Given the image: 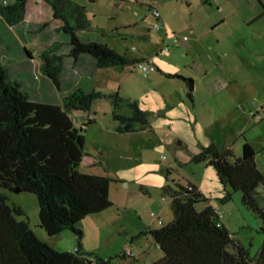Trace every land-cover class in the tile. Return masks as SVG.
<instances>
[{"label": "rangeland", "instance_id": "374dc122", "mask_svg": "<svg viewBox=\"0 0 264 264\" xmlns=\"http://www.w3.org/2000/svg\"><path fill=\"white\" fill-rule=\"evenodd\" d=\"M84 1L91 7L87 13L93 27L87 34L94 41L105 43L120 53L126 52L131 58L150 62L154 70L149 75L138 69L139 64L98 70L94 74L95 70L86 65L80 68L74 63L69 57L67 35L55 26H44L39 14H32L15 26L0 15V63L5 66L9 80L21 83L32 100L60 104L63 95L83 84L90 86L94 77L92 90L136 101L148 113L149 127L133 133L117 131L111 100L105 97L90 111L96 114L95 122L87 123L89 113L73 115L77 126L84 128L85 137V156L79 171L102 173L114 180L110 191L114 207L80 223L84 249L100 258L111 259L110 264H149L162 251L149 234L141 233L148 227L157 229L173 221L171 194L166 192L169 186L192 183L203 190L213 206L222 209V222L235 241L256 260L264 241L260 219L242 204L240 192L224 203L215 172L205 163H194L193 158L201 147L212 144L231 149L239 157L243 143L248 141L257 153V165L264 174V38L261 41L259 37L264 21L250 26L243 24V18L262 11L264 0H229L227 3L223 14L239 11L230 23L238 29L231 38L232 49H236L238 55L230 48L220 54L222 60L216 54H212V61L206 60L209 78L221 75L227 82L216 91L204 83L194 64L206 40H192V49L170 41L169 51H165L164 35L153 29L151 5L167 3L171 8V24L178 26L190 20L193 12L195 16L200 13L199 0H194L192 8L186 0H102L99 4ZM215 5H207L210 10H205L217 12ZM99 27L108 35L101 38ZM149 32L151 40L140 39V35ZM111 33L115 35L110 37ZM237 40L241 44L251 41L260 54L243 52ZM50 48H53L51 56L56 59L55 65L57 58L62 61L61 91L43 75L37 59ZM26 49L35 58L29 57ZM185 79L195 82L193 102L187 96ZM122 112L130 114L126 108ZM92 159L97 162L95 166H91ZM3 192L10 205L24 209L30 227L39 235L37 197L27 192ZM261 192L264 206V190ZM152 213L159 216L164 225L159 224ZM42 234L60 252H71L78 246V238L71 231L55 237H48L44 230ZM127 250L134 251L139 261L124 257Z\"/></svg>", "mask_w": 264, "mask_h": 264}, {"label": "trees", "instance_id": "16d2710c", "mask_svg": "<svg viewBox=\"0 0 264 264\" xmlns=\"http://www.w3.org/2000/svg\"><path fill=\"white\" fill-rule=\"evenodd\" d=\"M32 14H39L44 26L54 25L69 39V57L78 61L92 57L99 69L136 65L131 58L107 44L87 40L81 34L93 30L86 8L74 0H0V15L11 25H19ZM102 37L108 35L99 27ZM111 33L109 36H114ZM140 37V36H139ZM146 36L140 39L147 40ZM53 48L38 55L40 70L61 91L62 61L52 58ZM29 57H34L26 49ZM35 58V57H34ZM167 77H171L169 74ZM187 96L193 102L192 92ZM111 100L112 116L119 133H133L149 127L148 113L130 99L100 91L77 88L63 96L60 104L34 101L18 81H11L0 63V264H110L84 249L80 223L87 217L114 207L110 198L112 178L81 173L85 151L84 128L76 125V112L90 113L102 99ZM126 108L130 114H124ZM95 122L89 118L88 124ZM257 153L245 141L242 154L215 144L201 147L194 156L196 164L205 163L219 181L224 203L241 193L242 204L261 221L264 235V174L256 161ZM3 190L34 194L38 201L39 227L49 237L71 231L78 246L60 252L42 239L31 227L20 206L10 205ZM173 221L158 229H147L163 252L152 264H264V241L257 259L236 242L222 222L218 210L197 186H169ZM201 205H203L201 207ZM24 217V219H19ZM91 261V263H90Z\"/></svg>", "mask_w": 264, "mask_h": 264}, {"label": "crops", "instance_id": "0c3cea01", "mask_svg": "<svg viewBox=\"0 0 264 264\" xmlns=\"http://www.w3.org/2000/svg\"><path fill=\"white\" fill-rule=\"evenodd\" d=\"M77 3H79L80 5L84 6L86 8V11L88 12V9L91 8L89 7V5H87V1L84 0H74ZM90 1V3H96L99 4L102 0H88V2ZM155 1V0H154ZM189 4V7L192 8L193 4H195L194 0H186ZM229 2V0H205V2L203 0H199L198 1V6H199V12L196 16L194 14V12L191 14V18L190 20L186 21L183 24H180L178 26H176L175 24L172 25L171 24V8L168 6V4H153L151 5V12L153 8H157L163 17V21H164V27L159 30V32H161V36L164 35V40H165V44L169 45L170 41L174 42V36H176L177 38L180 39L179 43H176L177 46H184L187 49H192L193 48V41L192 40H196L197 42H202L205 41L206 42L203 44L202 48L203 50L199 53V59H197L194 64L196 65L198 71L200 72V74L202 75V79L204 80V83L212 90V91H216L219 88H224L227 85V82L224 80L223 77H221V75H215L214 77L209 78V69L207 66V61L206 60H210L212 61L214 58V54H216L220 60L221 59V55L223 54L227 49L232 50V52H234V54L238 55V52L236 51V49H232V42H231V38L232 36L237 32V28H234V26L230 23L232 22V20L234 19L235 16L239 15V11H232V12H227L225 14H223L225 12V8L227 6V3ZM263 3V1H262ZM217 6V12H209V8H207V5H211V7H213L214 5ZM119 5V4H118ZM263 9L262 11H258L257 13H254L253 15L243 18V24H247L248 26H250V24H254L257 21H264V6L262 5ZM170 12H169V10ZM95 10V8H92ZM117 9V8H116ZM205 9H209V10H205ZM212 9V8H211ZM97 11V9H96ZM89 13V12H88ZM87 13V15H88ZM115 13H117V11H115ZM89 18V17H88ZM54 26V25H52ZM261 31H264V29H262ZM260 31V40L263 41L262 39L264 38V34ZM147 35V40H151V32H149ZM146 35H140L141 36H146ZM214 35V36H212ZM81 36L83 38H86L87 40H93L90 37V34H86L85 36H83L81 34ZM184 38H187V40H183ZM237 42H239L241 44L240 41L237 40ZM236 42V43H237ZM236 46V45H235ZM241 49L243 50V52H246L248 54L251 55H258L260 53H257V47H254L251 41H243L242 44L240 45ZM260 48V46L258 47ZM223 52V53H222ZM213 54V55H212ZM235 55V56H237ZM196 56V55H195ZM207 56V57H206ZM71 58V57H70ZM72 59V58H71ZM138 59H140L138 57ZM73 60V59H72ZM74 61V60H73ZM74 63L78 66H83L86 65L87 67H89L90 69H92V71L95 70L94 74L97 73L98 70H107V69H99L96 66V62L92 57L89 56H83L81 57L78 61H74ZM220 65V64H219ZM110 69V68H109ZM95 76V75H94ZM90 78V77H89ZM92 83L90 86H85V84H83L81 87L84 89L85 91H91L93 88V81H94V77L91 78ZM64 96V95H63ZM63 98V97H62ZM46 101V100H44ZM62 101V99H61ZM49 102V101H46ZM51 103V102H49ZM56 104V103H54ZM88 119L92 118L96 119V114L95 113H89L88 114ZM76 120V119H75ZM81 124H84L85 121H81ZM76 125H77V120H76ZM95 164H97V162L92 159L91 160V166H95ZM87 174H93V175H104V174H94V173H87ZM106 176V175H104ZM198 189L203 193V190L201 188L198 187ZM204 194V193H203ZM211 204V203H209ZM219 214L222 217V209L218 206H214ZM164 225V223H163ZM38 229H39V236L46 240L49 244L50 242L44 238L43 234H42V229L41 227H39V225H37ZM148 229H155L153 227H148ZM158 229V228H157ZM63 233V232H62ZM45 234L47 235V233L45 232ZM49 237V236H48ZM55 237V236H54ZM51 245V244H50ZM52 246V245H51ZM160 249V248H159ZM163 253V252H162ZM161 252H159V254L155 255V257L153 258V261H151L149 264H152L153 262L161 259L163 257V254ZM134 261H139V258L133 257Z\"/></svg>", "mask_w": 264, "mask_h": 264}, {"label": "built area", "instance_id": "2783aa9c", "mask_svg": "<svg viewBox=\"0 0 264 264\" xmlns=\"http://www.w3.org/2000/svg\"><path fill=\"white\" fill-rule=\"evenodd\" d=\"M152 15L154 17V23H153V29L155 31H159L164 27V21H163V17L161 12L157 9V8H153L152 9ZM174 38V42L175 43H179L180 39L177 38L176 36L173 37ZM183 40H187V38H184ZM165 51H169V45L165 46ZM138 69H140V71H142L144 74L149 75L151 73V71L154 70V66L150 63V62H140L138 63ZM259 119H263L261 116L259 117ZM164 141H166V139H164ZM164 158H166L164 156ZM152 217H154L155 219L158 220L159 224H163V220L161 218H159V216H157L155 213H152ZM124 257H130L133 258L135 257V252L132 250H127L124 253Z\"/></svg>", "mask_w": 264, "mask_h": 264}, {"label": "water", "instance_id": "95a60500", "mask_svg": "<svg viewBox=\"0 0 264 264\" xmlns=\"http://www.w3.org/2000/svg\"><path fill=\"white\" fill-rule=\"evenodd\" d=\"M185 80L187 81V90L189 92H192L195 88V82L191 79H185ZM16 192H19V191H16ZM90 263H91V261H90Z\"/></svg>", "mask_w": 264, "mask_h": 264}]
</instances>
